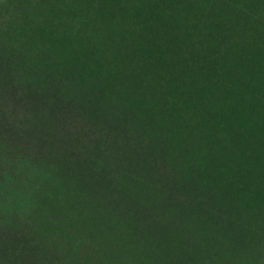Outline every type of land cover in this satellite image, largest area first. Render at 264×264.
Segmentation results:
<instances>
[{"label": "rangeland", "instance_id": "rangeland-1", "mask_svg": "<svg viewBox=\"0 0 264 264\" xmlns=\"http://www.w3.org/2000/svg\"><path fill=\"white\" fill-rule=\"evenodd\" d=\"M0 264H264V0H0Z\"/></svg>", "mask_w": 264, "mask_h": 264}]
</instances>
